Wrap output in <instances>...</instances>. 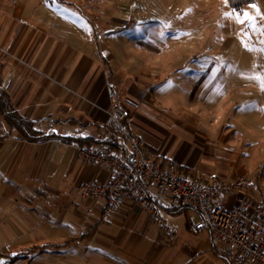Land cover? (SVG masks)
<instances>
[{
    "label": "crops",
    "instance_id": "crops-1",
    "mask_svg": "<svg viewBox=\"0 0 264 264\" xmlns=\"http://www.w3.org/2000/svg\"><path fill=\"white\" fill-rule=\"evenodd\" d=\"M86 1L75 4L72 0H23L14 6V14L9 1L10 17L0 15V50L4 53L0 54V92L9 94L12 108L19 115L38 123L37 130L70 127L65 134L53 130L58 138L54 140L28 142L11 138L13 156L8 176L12 179L18 169L26 167L40 175L51 151H55L59 167L69 163L73 176V182L68 184L0 187V248H48L60 258L64 247L73 254L67 260L70 264H255L238 261L235 254L217 245L209 232L191 233L188 224L199 223L200 217L189 206H181L175 214L170 212L174 208L162 206L163 224L172 228L166 232L135 204L126 203L104 216V201L78 194L80 183L104 184L110 172L83 163L74 144L61 139L91 137L99 143L104 141L100 126L108 121V83L114 84L118 99L136 103V109L127 108V126L143 141L145 154L159 169L182 167L191 179L206 183L248 177V153L243 152L247 148L231 137V127L205 130L197 118L193 122L187 117L159 119L147 113V99H156L143 91L139 66L136 67L138 58H113L110 40L98 38L107 32L106 14L101 17L99 12L101 23L94 22L95 28L85 12L88 6L98 8L103 2L94 0L92 5H83ZM111 20L124 21L116 15ZM114 43V47L121 46L118 40ZM139 111L155 128L150 124L137 127ZM73 129L76 132L71 134ZM164 133L172 135L173 144L177 143L174 151L161 153L157 135L164 138ZM70 149L74 150L72 158L67 155ZM249 158L254 166L253 157ZM258 179L247 195L257 203L261 199L264 205ZM52 191L56 198L51 194L47 197V192Z\"/></svg>",
    "mask_w": 264,
    "mask_h": 264
},
{
    "label": "rangeland",
    "instance_id": "rangeland-1",
    "mask_svg": "<svg viewBox=\"0 0 264 264\" xmlns=\"http://www.w3.org/2000/svg\"><path fill=\"white\" fill-rule=\"evenodd\" d=\"M9 1L13 9L23 0H0V15L3 17H10ZM72 1L82 4L78 0ZM93 1L87 0L83 5H92ZM121 1L102 0L98 8L88 6L85 12L96 25L101 23L99 12L101 17L106 14L104 30L107 32L100 33L98 38L110 40L109 51L113 58H138L136 67L139 66L143 91L156 99V102L147 99L146 104L150 108L147 113L159 119L187 117L193 122L197 118L205 130L231 127V137H236L239 145L247 148L243 151L248 153L245 161L247 176L251 178L252 171L261 175L258 188L264 199V90L259 81L250 78L264 76V43H261L264 34L260 31L264 29V19L260 18L264 16V0H248L239 7L234 6L232 0H123L120 4ZM242 13L255 18V30L236 21L235 17ZM115 15L124 21L114 23L111 18ZM116 40L121 44L119 48L113 45ZM0 54H4L2 50ZM0 65L3 66V60ZM2 94L4 92H0V96ZM8 97L12 105L9 94ZM136 119L139 122H136L137 127L150 124L155 128L141 111ZM31 123L37 129L38 123ZM55 128L48 126L41 132L52 134L55 130L58 134H65L70 130L68 125ZM75 132L73 129L71 134ZM163 136L157 135L161 153L174 151L177 143L173 144L172 135L164 133ZM11 138L25 140L9 128L0 113V187L18 184L34 188L43 184L73 182L69 163L59 167L53 155L55 151L47 156L40 175L34 174L32 167H26L18 169V175L10 179L7 167L13 156L10 153L13 150ZM90 146L98 148L97 145ZM77 147L73 146L76 153ZM73 154L74 150L70 149L67 155L72 158ZM249 157H253L254 166L249 163ZM47 194L48 198L50 194L56 198L53 191ZM261 201L259 199V203ZM7 251L0 248V264H11V257H16L12 264H70L67 260L73 255L64 247L60 249V258L48 248L33 251L17 247Z\"/></svg>",
    "mask_w": 264,
    "mask_h": 264
},
{
    "label": "built area",
    "instance_id": "built-area-1",
    "mask_svg": "<svg viewBox=\"0 0 264 264\" xmlns=\"http://www.w3.org/2000/svg\"><path fill=\"white\" fill-rule=\"evenodd\" d=\"M110 103L108 125L118 134L121 147L106 153L96 146L77 147L79 158L89 165L107 168L110 179L104 184L82 182L78 194L104 201V216L116 212L126 203L149 213L164 231L162 206L195 209L200 222H190L191 233L209 232L214 242L241 263L264 264V206L247 195L260 173L232 181L199 183L178 173L175 168L159 169L145 154L142 140L127 126L128 110L136 109L131 99H118L113 83L105 86ZM229 198V199H228Z\"/></svg>",
    "mask_w": 264,
    "mask_h": 264
},
{
    "label": "trees",
    "instance_id": "trees-1",
    "mask_svg": "<svg viewBox=\"0 0 264 264\" xmlns=\"http://www.w3.org/2000/svg\"><path fill=\"white\" fill-rule=\"evenodd\" d=\"M244 3H248V0H232L234 6L239 7ZM0 113L3 115V120L9 126L10 129H14L17 134L22 138L30 142L45 141L51 139H58L55 134H44L43 132L34 129L33 124L23 119L20 115L16 114L10 104V100L7 93L0 96ZM103 130L104 141L102 143L97 142L91 137H68L62 138L61 141L67 144H74L79 147H86L90 145H97L98 148L106 153H113L120 149L121 143L118 134L108 125L100 126ZM176 171L186 176L187 171L182 167H177ZM189 177V176H188ZM176 207L170 210L171 213L175 214L180 211V208ZM16 261V257H11L9 263Z\"/></svg>",
    "mask_w": 264,
    "mask_h": 264
},
{
    "label": "snow or ice",
    "instance_id": "snow-or-ice-1",
    "mask_svg": "<svg viewBox=\"0 0 264 264\" xmlns=\"http://www.w3.org/2000/svg\"><path fill=\"white\" fill-rule=\"evenodd\" d=\"M227 2V0H226ZM253 7H255L253 5ZM236 21L238 23H246L247 27H251L253 28V30L256 29L257 25L255 24V18L252 17L251 15H249L248 13H242L241 15H237L236 17ZM261 19H264V16H261L260 17ZM262 34H264V29H261L260 30ZM261 43H264V41H261ZM264 50V49H262ZM252 79H256L257 81L260 82V86H261V89L264 90V76H253V77H250Z\"/></svg>",
    "mask_w": 264,
    "mask_h": 264
}]
</instances>
